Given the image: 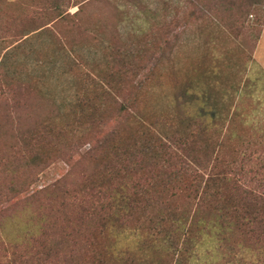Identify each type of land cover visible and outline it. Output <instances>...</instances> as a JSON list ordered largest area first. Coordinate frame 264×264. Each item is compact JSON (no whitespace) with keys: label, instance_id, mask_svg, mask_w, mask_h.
<instances>
[{"label":"trees","instance_id":"1","mask_svg":"<svg viewBox=\"0 0 264 264\" xmlns=\"http://www.w3.org/2000/svg\"><path fill=\"white\" fill-rule=\"evenodd\" d=\"M245 87L211 105L205 93H173L151 122L127 112L133 97L118 113L127 141L120 126L102 118L93 131L75 112L48 128L57 141L18 166L64 173L43 183L0 167V264H264V99L249 106ZM77 161L88 170L67 185Z\"/></svg>","mask_w":264,"mask_h":264},{"label":"rangeland","instance_id":"2","mask_svg":"<svg viewBox=\"0 0 264 264\" xmlns=\"http://www.w3.org/2000/svg\"><path fill=\"white\" fill-rule=\"evenodd\" d=\"M238 83H247L249 106L264 99V0H0V167L51 182L65 172L60 164L41 171L18 161L31 162L42 140L55 143L47 129L68 114L93 131L104 118L127 141L130 119L118 113L133 97L127 112L151 122L173 93L181 102L205 93L211 105L227 102L225 90ZM85 170L77 161L64 182Z\"/></svg>","mask_w":264,"mask_h":264}]
</instances>
